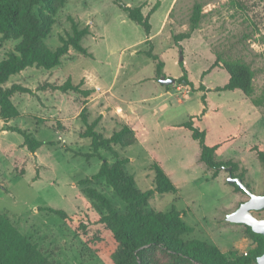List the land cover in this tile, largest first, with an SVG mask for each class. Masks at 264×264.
Instances as JSON below:
<instances>
[{"label": "rangeland", "instance_id": "obj_1", "mask_svg": "<svg viewBox=\"0 0 264 264\" xmlns=\"http://www.w3.org/2000/svg\"><path fill=\"white\" fill-rule=\"evenodd\" d=\"M119 4L142 8L151 25L148 39L116 0H67L45 43L55 50L60 38L71 34L72 23L79 29L89 26L91 34L81 42L89 56L69 49L58 67L28 68L3 85H19L32 94L15 93L11 100L18 118L8 122L0 118V212L54 264L112 263L111 233L101 222L107 212L86 190L102 194L120 213L125 205L103 179H93L101 162L93 155L90 140L82 137L84 108L87 122L97 121L95 130L104 137L118 130L126 117L132 120L137 143L100 150L99 156L109 164L127 160L123 169L138 190L153 189L154 159L175 183L176 193L153 194L145 211L179 212L193 230L188 239L207 241L222 252L246 248L250 241L245 227L229 223L226 216L248 197L227 183L224 169L233 166V177L240 175L252 193H264V164L248 151L255 145L264 149V0H123ZM196 5L202 12L198 28L176 43L174 38L189 30ZM17 43L0 35V61ZM148 51L163 64L160 76L175 79L174 84L158 82L156 62L147 58ZM216 54L240 58L250 66L254 72L250 98L239 91H215L227 81L223 70L201 77ZM179 64L195 88L203 85L209 90V112L201 124L208 130L206 143L224 138L238 126L243 129L216 155L223 165L215 176L200 162L198 143L186 131L170 128L202 109V94L181 79ZM67 80L73 85L82 82L81 89L90 94L83 97L50 88ZM5 125L27 132L41 147L28 152L22 137L5 131ZM48 209L62 210L70 220ZM255 216L263 219L264 210Z\"/></svg>", "mask_w": 264, "mask_h": 264}, {"label": "trees", "instance_id": "obj_2", "mask_svg": "<svg viewBox=\"0 0 264 264\" xmlns=\"http://www.w3.org/2000/svg\"><path fill=\"white\" fill-rule=\"evenodd\" d=\"M121 1L123 0H116L121 10L131 22L143 30L148 39L151 33L148 16L143 15L140 6L128 7L119 4ZM66 2L67 0H0V35L4 40L18 41L13 52L0 61V118L4 122L15 120L19 116L18 110L12 103V96L15 93L32 94L31 90L19 85L4 88L3 85L12 76L32 67L52 70L61 64V59L67 55L69 49H73L82 56H89L81 43L85 36L91 34L89 26L79 29L75 23H72L71 34L60 38V45L55 50L50 49L45 43L58 12ZM201 17V8L196 5L190 17L189 30L176 36L174 41L178 43L188 39L198 28ZM146 42L149 43V40ZM146 56L156 62V72L160 76L162 62L158 61V57L150 51L146 52ZM179 67L183 73L181 79L185 81V84L193 92L202 94L200 96L202 109L199 113L190 115L185 122L172 125L170 128L186 131L190 139L198 143L200 162L213 170V176H215L223 165L216 160V155L234 142L243 129L238 126L224 138L208 145L206 143L208 130L202 128L201 124L209 112L206 98L209 90L203 85L195 88L186 79V71L182 64H179ZM215 69L223 70L227 74L226 83L222 87H217L216 92L239 91L245 97L252 96L254 72L242 59L216 54L214 62L202 72L201 77ZM81 85L82 82L73 85L70 80H67L60 86H50V88L87 97L90 90H82ZM253 103L258 105L256 101ZM80 117L85 126L82 137L90 140L92 153L101 162L93 179H103L125 205V212L120 213L102 194L93 189L86 190V193L107 212L101 222L106 223L111 233L110 240L114 247L110 254L111 264H256L257 258L264 254V237L253 233L247 226L244 227L250 242L246 248H232L222 252L217 246L207 241L188 239L193 230L182 220L179 212L145 211L144 208L153 194L162 196L177 192L175 183L171 181L162 164L156 159L152 161L150 169L154 172V187L151 190L140 191L133 177L127 175L123 169V166L128 163L127 160H116L113 164H109L106 159L99 156L100 150H110L112 147L127 148L137 143L138 131L132 120L126 117L118 130L109 137H104L95 130L97 121L87 122L84 108ZM4 129L21 136L23 147L30 153H34L41 147V143L25 131L7 125ZM248 151L253 152L259 162L264 164L262 147L255 145L248 148ZM238 178L242 180L240 175ZM232 186L241 191L235 184ZM47 211L70 220L62 210L48 209ZM0 264L54 263L36 244L20 233L5 214L0 212Z\"/></svg>", "mask_w": 264, "mask_h": 264}, {"label": "water", "instance_id": "obj_3", "mask_svg": "<svg viewBox=\"0 0 264 264\" xmlns=\"http://www.w3.org/2000/svg\"><path fill=\"white\" fill-rule=\"evenodd\" d=\"M158 80L159 83L164 86L175 83V79L165 78L164 76H159ZM224 170L228 172L226 179L227 183L230 185L235 184L241 191L249 196L247 201L241 203L235 211L226 216V220L232 224L247 226L253 233L260 234L264 237V218L258 219L253 215V211L264 210V195L251 193L240 178L232 176L231 167H227ZM256 264H264V254L257 258Z\"/></svg>", "mask_w": 264, "mask_h": 264}, {"label": "flooded vegetation", "instance_id": "obj_4", "mask_svg": "<svg viewBox=\"0 0 264 264\" xmlns=\"http://www.w3.org/2000/svg\"><path fill=\"white\" fill-rule=\"evenodd\" d=\"M231 173H232V171H231ZM243 182V181H242ZM243 194H245L248 198H249V196L246 194V193H244L243 191H241ZM251 192V191H250ZM252 193V192H251ZM262 195H264V193L262 194ZM262 211V210H261ZM261 211H253V215L255 216V215H258L259 214V212H261ZM255 217H257V216H255ZM258 218V217H257ZM258 219H260V218H258Z\"/></svg>", "mask_w": 264, "mask_h": 264}]
</instances>
